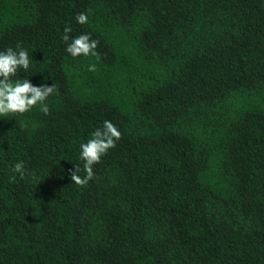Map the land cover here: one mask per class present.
Listing matches in <instances>:
<instances>
[{
  "label": "trees",
  "instance_id": "16d2710c",
  "mask_svg": "<svg viewBox=\"0 0 264 264\" xmlns=\"http://www.w3.org/2000/svg\"><path fill=\"white\" fill-rule=\"evenodd\" d=\"M18 45L59 94L0 116V264H264V0H0ZM105 120L122 138L77 186Z\"/></svg>",
  "mask_w": 264,
  "mask_h": 264
},
{
  "label": "clouds",
  "instance_id": "9594fccd",
  "mask_svg": "<svg viewBox=\"0 0 264 264\" xmlns=\"http://www.w3.org/2000/svg\"><path fill=\"white\" fill-rule=\"evenodd\" d=\"M76 20L79 24L88 23V15L84 12L78 13ZM71 27H65L63 40L67 47L66 51L73 58L81 56H94L100 59V54L96 51L99 41L91 37L90 34H80L70 37L68 33ZM32 64L29 53L26 49L17 46V49L8 48L0 51V116L24 115L38 108L44 115L50 114L47 101L50 97L58 95L55 84L48 86H35L29 79H20L21 70L27 72ZM89 71H96V66L90 65ZM122 138L120 130L108 120L103 122L102 128H97L87 142L80 145V158L84 161L83 177L80 175L81 167L76 165L71 173V180L77 186L83 187L95 178L94 166L101 163L111 149L116 147V142ZM15 173L25 176V166L23 162L15 163L13 167Z\"/></svg>",
  "mask_w": 264,
  "mask_h": 264
}]
</instances>
